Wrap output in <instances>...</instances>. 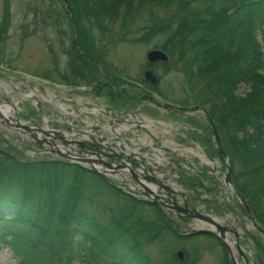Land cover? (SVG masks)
<instances>
[{
    "label": "rangeland",
    "instance_id": "374dc122",
    "mask_svg": "<svg viewBox=\"0 0 264 264\" xmlns=\"http://www.w3.org/2000/svg\"><path fill=\"white\" fill-rule=\"evenodd\" d=\"M192 4L197 10L201 9L199 1ZM175 7L176 5L172 3L166 9L159 4L133 9L126 16L127 26H122L123 14L120 12L117 16L104 15L101 24L85 26L92 34L93 50L97 53L102 47L104 65L100 73L93 71L91 76L80 81L70 72L69 75L65 73L67 68L65 51L70 49L68 39L71 32L60 2L0 0V100L13 104L14 108L9 107L11 118L26 126H37L46 132L43 135L37 130L33 131L34 136L41 140L45 147H55L74 156L82 152L87 154L88 158H92V153H96V156L98 154L104 159L107 156L105 153L108 152L106 146L108 136L104 132L112 124H109L105 115H100V110L102 106H109L113 99L109 96L110 91L105 92L106 86L103 87V91L98 88L97 81H101L99 83L101 85L108 84L111 74L127 80L134 78L137 86L113 83L114 92L125 91L130 98L124 102L119 100L121 105L118 110L109 109L110 113L107 115L112 117L117 115L116 119L124 124L137 119L146 130L137 133L124 132L123 137L135 141L136 143L130 141L135 147L142 145L140 152L146 156L144 161H154V165L150 163L151 166L160 168L158 171L162 172L160 173L163 179L172 188L183 190L189 196L195 194L200 197L198 207L204 213H209L219 224H225L236 237L239 238L238 233L245 236L237 240L243 253L240 256L232 242V231L225 233L226 242L239 264L246 262L264 264V238L239 208V198L224 184L225 162L222 164L220 156L210 151L215 143L210 131L212 125L204 112L197 109V104H202L208 112L211 111V102L206 103L204 98L208 99L211 95L207 93L208 86L204 80L190 78L188 70L184 72L182 65L172 63V60L179 56V52L177 54L174 51L167 65L162 66L158 62L153 66L152 71L158 80L155 88L164 100L183 103L189 108L184 111L169 109L155 99L150 91L142 89L144 87L139 79L143 77L145 69V52L162 46L164 42L163 34H155L143 40L144 25L150 23L148 21L150 16L153 17V21L157 16L166 18ZM147 9H152L154 15L152 16ZM197 52L200 51L196 46L191 50L185 46L182 57L180 56L185 61L188 57L191 58L187 64L195 74L202 66ZM92 61L89 62L90 67H93ZM7 68L21 73L19 75L12 73ZM64 81L66 83L73 81L79 85L75 88H64L47 84ZM187 81L193 85V89ZM245 90L242 85H238L236 93L241 94ZM173 103L171 104L175 105ZM13 111L16 115H13ZM56 131L62 132L65 137L60 140L53 133ZM226 131L228 133L227 129ZM240 133H237L238 138L242 136ZM204 134L208 135L207 142ZM43 138L47 142H44ZM29 140V136L0 120L1 152L22 161L52 157L48 151L38 149L33 143L34 140L32 142ZM8 164L7 162L6 165ZM237 168L241 172L239 164ZM239 171L234 168L233 175L241 182L244 175H239ZM179 173L186 175V178L189 177V183H184L187 180L175 178ZM110 177L116 180L112 175ZM147 183L153 184L148 181ZM187 185L192 189H188ZM160 193L159 196H162L161 191ZM169 218L179 233L198 229L203 224L197 219L179 220L173 214ZM252 237L255 240H252ZM176 249L184 250L183 259L187 255L184 259L185 264H219L221 261V247L212 237L199 236L181 241L165 235L161 241L154 240L144 246L153 264H178L174 258ZM14 260L15 258L10 257L8 248L1 246L0 264H14ZM229 261L227 258L225 264H229ZM80 263L81 260L74 257L70 264Z\"/></svg>",
    "mask_w": 264,
    "mask_h": 264
},
{
    "label": "trees",
    "instance_id": "16d2710c",
    "mask_svg": "<svg viewBox=\"0 0 264 264\" xmlns=\"http://www.w3.org/2000/svg\"><path fill=\"white\" fill-rule=\"evenodd\" d=\"M62 1L67 5L66 21L80 31L71 44L73 51L67 52V65L72 76L82 79L89 74L84 58L93 41L85 26L101 24L103 17L119 12L122 26H127L126 16L133 9L176 5L164 19L157 16L153 21L150 16L142 39L163 34L158 47L169 56L179 52L172 63L208 86L207 114L217 123L218 135V146L210 151L219 155L220 148L228 157L232 182L264 225V56L255 39L258 29L264 40V0ZM196 1L200 10L192 4ZM147 11L154 15L152 9ZM192 45L200 51L197 74L187 64L190 57L180 58L185 46L191 50ZM238 85L246 91L236 93ZM219 126L228 130L226 139ZM0 157V248H8L14 264H70L74 257L80 264H153L144 246L165 235L181 241L213 238L206 232L173 231L155 204L137 200L75 164L22 161L1 151ZM234 168L244 175L241 182L233 175Z\"/></svg>",
    "mask_w": 264,
    "mask_h": 264
},
{
    "label": "water",
    "instance_id": "95a60500",
    "mask_svg": "<svg viewBox=\"0 0 264 264\" xmlns=\"http://www.w3.org/2000/svg\"><path fill=\"white\" fill-rule=\"evenodd\" d=\"M145 59L147 61H150V62H154V61H166L167 60V57L164 55L163 52H161L160 50H149L146 52L145 54ZM145 76L149 79H151V81H153V78L149 75L148 72L145 73ZM15 114V113H14ZM0 118L5 120L8 124L10 123L11 125H13L14 127H16L19 131H23V132H28L30 136H32L33 138H35L34 134H33V131L34 130H37L39 132H41L42 134L45 135V131H43L41 128L39 127H36V128H30L29 126H26L24 124H21L19 122H15L13 121L12 123L9 122L6 118L2 117L1 114H0ZM38 142V141H37ZM38 144H40V142H38ZM51 152L55 153L57 156L59 157H64L66 156L65 154L61 153L58 149H55V150H51ZM227 180V178H226ZM174 208H176L177 210H180L179 207L177 206H174ZM181 210H185V209H181ZM190 215H193V216H196L198 217V219H204L206 221H208L209 223L213 224L215 226V228L217 229L218 231V234H220V240L222 241V237H223V231L224 230H227L226 227L224 226H221L220 224H218L215 220L211 219L210 217L208 216H204V215H201L199 213H196V212H190L188 213ZM216 236L217 234L214 233ZM264 235V233H263ZM178 255V258L180 259L181 258V252H178L177 253Z\"/></svg>",
    "mask_w": 264,
    "mask_h": 264
},
{
    "label": "bare ground",
    "instance_id": "6f19581e",
    "mask_svg": "<svg viewBox=\"0 0 264 264\" xmlns=\"http://www.w3.org/2000/svg\"><path fill=\"white\" fill-rule=\"evenodd\" d=\"M8 106H9V104H7V108H8ZM2 110H3V109H2ZM3 113H4V111H3ZM58 134H59L60 138L63 137L62 132H59Z\"/></svg>",
    "mask_w": 264,
    "mask_h": 264
}]
</instances>
